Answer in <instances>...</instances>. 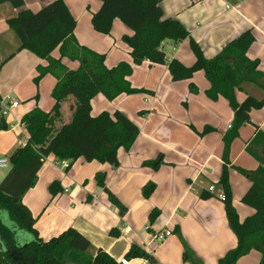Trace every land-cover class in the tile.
I'll list each match as a JSON object with an SVG mask.
<instances>
[{"label": "crops", "instance_id": "1", "mask_svg": "<svg viewBox=\"0 0 264 264\" xmlns=\"http://www.w3.org/2000/svg\"><path fill=\"white\" fill-rule=\"evenodd\" d=\"M53 1L25 0V9L36 13ZM84 1L87 0H66L77 22L75 38L78 44L105 54L109 68L120 62L132 63L129 48L122 40L123 36H131L132 32L121 21L115 20L109 35L97 33L91 24L95 12H87L83 7ZM159 1L164 18L179 21L189 32L191 40L201 46L207 59L215 57L245 31L252 30L255 44L249 49L248 56L259 60L264 71V0L192 2L197 8L192 9L193 18L207 21L200 26L203 31L190 28L186 18L179 20L169 16L165 2ZM97 2L96 12L101 7L100 1ZM16 14L17 10L9 4L0 5V99L12 93L14 96L11 97L19 103L7 116L0 114V120L4 119L8 126L7 130L0 132V159H9L8 156L20 147L21 142L26 141L23 118L35 108L50 112L54 105L46 98V94L42 98L41 91L32 86L38 67L45 66L46 61L29 51L19 52L20 43L16 33L6 25V21ZM216 22V26L211 29L210 25ZM257 41L262 45L258 46ZM188 42L190 39L179 45L169 43L165 50L167 59H176L187 67L192 66L195 58L190 47L186 49ZM52 57L60 58L58 49L52 53ZM62 63L70 70L79 67L78 62L72 66L74 63L67 59ZM45 80L40 81L41 87ZM128 80L132 88L141 91L143 106L131 99L134 94H123L113 102L116 111L123 113L139 129L137 139L129 151L120 149L117 167L98 162L86 163L79 159L67 171L61 162L52 156L48 157L38 173L36 185L23 198V203L37 219L35 227L39 237L49 241L71 228L91 242V256L102 250L118 263L125 259L132 246H137L152 255L151 264H191L183 258L186 245L191 251L192 258L188 261H192V264H217L237 244L227 222L224 202L208 190L211 186L219 190L224 166L223 139L230 130L234 111L223 97L212 100L206 95L209 83L203 72L195 73L191 80L174 82L167 65H151L145 61L133 66L132 76ZM52 87L49 83V95ZM100 96L94 98L91 105L94 102L103 105L100 98L104 97ZM244 96L262 100L264 91L247 83L237 93L238 101L242 102ZM23 101L26 106L22 108ZM68 103L63 124L71 120ZM144 112L147 114L144 115ZM91 114L93 117L97 115L93 105ZM252 120L259 126L250 122L241 128L228 157L229 168L240 167L253 171L258 167L254 158L246 153V147L258 130L264 131V107L251 111ZM158 158H161L162 164L157 169L144 165ZM9 169L2 173L0 171V183ZM98 174L106 175L105 185L125 207L124 215L111 203L105 190L98 186ZM54 182H58L60 187L59 193L53 197L49 187ZM149 184H153L155 189L145 198L143 191ZM250 186L248 179L243 181L241 195L235 199L238 211H244L237 201ZM248 208L250 211L245 213L250 217L254 210ZM153 210H158L160 216L151 224L149 216ZM204 223H207L206 229ZM201 228H204L206 235H203ZM166 229L176 232L178 241L173 238V233L164 242L154 240L156 234ZM210 237L215 239L214 242L220 237L225 238V241L217 246L215 253L207 256L209 251L205 247L208 240L211 241ZM247 258L260 264V254L255 251L238 264ZM144 260L136 258L129 261L130 264H143Z\"/></svg>", "mask_w": 264, "mask_h": 264}, {"label": "trees", "instance_id": "2", "mask_svg": "<svg viewBox=\"0 0 264 264\" xmlns=\"http://www.w3.org/2000/svg\"><path fill=\"white\" fill-rule=\"evenodd\" d=\"M100 9L92 14V28L99 34L109 35L115 20L121 21L132 35L123 36L128 46L132 63L120 62L113 68L106 65V55L78 44L75 38L77 22L66 5V0H55L34 13L25 9V0H0L17 10L16 16L6 21L19 40V52L29 51L45 66L37 69L36 84L48 74L56 76L57 83L51 92L54 105L50 112L40 108L30 111L22 120L26 131V146L19 147L8 159L9 171L0 183V264H119L109 254L98 250L91 256V242L74 229H68L58 237L43 241L36 229L37 219L23 203L25 194L38 180L45 160L54 157L59 162H69V167L79 159L86 163L98 162L111 167L119 166V151H129L139 135L137 126L123 113L102 112L93 117L91 101L101 95L109 101L119 96L140 93L131 87L128 78L133 66L145 61L151 65H167L174 82L191 80L202 71L209 83L206 95L212 100L226 99L234 111L230 130L224 136L223 170L219 185L224 191V210L230 230L237 239L234 249L226 253L217 264H238L251 252L260 254L264 264V132L258 130L246 147L258 163L256 170L238 169L249 181L250 188L243 203L254 210V214L243 222L233 205L228 183L229 152L232 142L239 136L240 129L250 123L252 110L264 107V99L246 96L242 102L237 93L244 84H253L264 91V71L259 60L250 59L248 51L255 42L252 30H247L229 42L219 54L207 59L199 45L191 40L189 32L177 20L164 18L159 0H98ZM190 39L195 63L187 67L176 59L169 61L163 43L179 45ZM59 50L60 58L52 53ZM64 59L78 62L76 70L62 63ZM70 102L72 113L68 124H63V105ZM8 129L4 119L0 120V132ZM207 132V131H205ZM161 158L144 165L157 169ZM106 175L98 174L96 182L108 194L121 215L125 207L105 185ZM60 184L49 187L51 196L59 193ZM154 185L145 187L143 194L148 198ZM10 221L5 224L1 213ZM160 212L153 210L149 216L151 224ZM19 232L29 234L32 239L17 243ZM184 243V241H183ZM185 245V243H184ZM143 258L153 262L151 255L132 246L125 259ZM183 258H192L185 245Z\"/></svg>", "mask_w": 264, "mask_h": 264}, {"label": "rangeland", "instance_id": "3", "mask_svg": "<svg viewBox=\"0 0 264 264\" xmlns=\"http://www.w3.org/2000/svg\"><path fill=\"white\" fill-rule=\"evenodd\" d=\"M98 0H87V1H84L83 2V7L86 9V11L87 12H89V13H93V12H96V11H94L95 10V4L96 3H98L97 2ZM202 0H162V3H164V5H165V7H166V10H167V13L169 14V16H173V17H175V18H178L179 20L181 19V18H186V22H187V25H189L190 26V28H194V29H196V28H198V29H201V31H203V29L200 27L201 25H203V24H205L207 21H205L204 19L203 20H199V19H194L193 17L195 16L193 13V11H192V9H197L196 7H194L193 6V4H192V2H194V4H197V3H200ZM187 4V5H186ZM189 4V5H188ZM218 7V6H217ZM216 8V7H215ZM192 11V12H191ZM215 11V10H214ZM212 18H214V17H212ZM182 20V19H181ZM218 22H216V23H212L211 25H210V28L212 29L214 26H216V24H217ZM194 26V27H193ZM206 28H208V27H206ZM189 31L191 30V29H188ZM97 35V34H96ZM15 39L17 40V38H16V36H15ZM193 40V39H192ZM196 42V41H195ZM197 43V42H196ZM257 43H258V46H261L262 45V43L260 42V41H257ZM198 44V43H197ZM254 44H255V42H254ZM199 45V44H198ZM204 45V44H203ZM189 47H190V42H188L187 43V45H186V49L188 48L189 49ZM200 47V49H201V51H202V53H203V55H204V52H203V49L201 48V46H199ZM190 50H191V47H190ZM111 51V50H110ZM191 52H192V54H193V56H194V53H193V51L191 50ZM56 53V55H57V52H55ZM112 53H114V52H112ZM194 58H195V56H194ZM72 63H74V62H72ZM72 66H75V63L74 64H72ZM115 67V66H114ZM73 68V67H72ZM109 68V67H108ZM113 68V67H112ZM199 72H202V71H199ZM133 73V72H132ZM198 73V72H197ZM37 76V75H36ZM36 76H35V78H36ZM132 76V74L130 75V77ZM129 77V78H130ZM35 78H33L32 79V86H34L35 88H38L40 91H41V93H42V98H43V96L46 94V98H48L49 99V101H52L53 102V100H52V97H51V92H52V90H53V88L55 87V85H56V82H57V79H56V76H54V75H51V74H49L48 76H46V77H43V79L44 78H46V80H45V82L42 84V87H41V84H36V82H35ZM42 79V80H43ZM41 80V81H42ZM129 81V80H128ZM26 82H28V81H26ZM41 83V82H40ZM49 83H50V88L52 87V89H51V91H50V95H49ZM129 83H130V81H129ZM52 84V85H51ZM54 84V85H53ZM131 84V83H130ZM23 85H24V81L22 82V84H21V87H23ZM39 85V86H38ZM38 86V87H37ZM37 89V90H38ZM140 94L142 95V93H137V94H134L133 96V98H131L132 100H134V101H136L137 102V104H139L140 106H143V104L141 103V101H140ZM146 94V93H145ZM148 95V94H147ZM11 96L13 97L14 96V94H12L11 93ZM18 96V95H17ZM100 97H102V96H100ZM19 98V97H18ZM96 98V97H95ZM244 98H245V96L243 97V100H244ZM20 99V98H19ZM100 99H102V101H103V103L104 104H106V106H104V104L103 105H101V104H98V102H96V104H95V102H94V104H92L93 105V111L94 112H97V115L96 116H98L99 114H101L102 112H108V113H110V114H112L113 112H115L116 110H117V108H116V104L113 102V101H109V100H107V99H105V98H100ZM259 99V98H258ZM260 100V99H259ZM94 101H96V100H94ZM92 102V101H91ZM67 104L69 105V103L68 102H66V104H64L63 105V114L65 115V112L67 113V111H66V106H67ZM92 105H91V107H92ZM24 106H26V103H24V101H23V104H22V108L24 107ZM105 108V109H104ZM261 110V109H260ZM145 114H147L146 112H144V115ZM66 116H67V114H66ZM250 120H251V113H250ZM250 122H252V123H254L253 122V120L252 121H250ZM256 126L258 125L259 126V124L258 123H254ZM231 126H232V124H231ZM231 128V127H230ZM241 130V129H240ZM264 132V131H263ZM234 142V141H233ZM233 142H232V144H231V147H230V152H229V156H230V153H231V148H232V146H233ZM13 154V153H12ZM11 154V155H12ZM11 155H9L8 156V158H10V156ZM246 157V156H245ZM247 157H248V155H247ZM230 162V161H229ZM238 169H244V168H240V167H235V168H228V183H229V186H230V189H231V193H232V201H233V205H234V207H235V209H236V211H237V213H238V215H239V219H240V221H244L248 216H249V214H247V213H245L246 211H250V209L248 208V207H246L245 205H244V203H243V197H244V195L246 194V192L248 191V189H247V191H245V194L244 195H242L241 197H240V199L237 201V204L239 205V207H241L242 209H244V211H240V209H239V211H238V209L236 208V206H235V199L237 200V198L241 195V191L243 190V181H247V179L245 178V176L238 170ZM244 170H247V169H244ZM1 171V173L2 172H4V171H6V169H2V170H0ZM251 171V170H250ZM0 173V174H1ZM218 186H219V190L217 191L218 193H220V192H222V193H224V191L221 189V187H220V185L218 184ZM152 194V193H151ZM150 194V195H151ZM216 198H217V196H216ZM218 199V198H217ZM219 201H221V202H224L223 200H220V199H218ZM223 206H224V204H223ZM1 219H2V221L7 225V224H9L10 223V221H9V219H8V216H7V214L6 213H4V212H2L1 213ZM207 223H204V226L206 225ZM209 227V226H208ZM226 227H227V224H226ZM205 229H206V226H205ZM228 229V228H227ZM172 233H173V238L174 239H176L177 241H178V235H177V233L175 232H173L171 229H169ZM201 232L203 233V235H206V233H205V230H204V228H201ZM213 234V233H212ZM212 236V235H211ZM207 238L209 239V237L207 236ZM211 238V241H209L208 239V245H207V247H205V249H206V251H209V253H206V255L208 256V255H212L213 254V252L215 253V251H216V248H217V246L220 244V243H223L224 241H225V238H223V237H220L216 242H214V240L215 239H212V237H210ZM32 239V237L29 235V234H27V233H25V232H19V234H18V236H17V243H20V244H23V242H25L26 240L27 241H29V240H31ZM0 241H1V239H0ZM237 245V244H236ZM236 247V246H235ZM234 247V248H235ZM226 255V254H225ZM225 255H223V257L225 256ZM244 258V257H243ZM243 258H241V260H239L240 262L242 261V259ZM238 261V263H240ZM254 261V262H253ZM188 263H191L192 264V261L191 262H189V261H187ZM251 262V263H250ZM204 263V262H203ZM257 264V261L256 260H252L251 258H247L246 260H243V262H242V264Z\"/></svg>", "mask_w": 264, "mask_h": 264}, {"label": "built area", "instance_id": "4", "mask_svg": "<svg viewBox=\"0 0 264 264\" xmlns=\"http://www.w3.org/2000/svg\"><path fill=\"white\" fill-rule=\"evenodd\" d=\"M168 47H169V43L166 42V43L162 44V50L163 51L168 49ZM18 105H19V103L17 101H15L11 96L7 95V96L3 97L2 99H0V114L5 117L11 112L12 109L17 108ZM20 146L25 147L26 141H22ZM61 165L63 166L64 169H67L69 167V162H67V161L61 162ZM9 166L10 165H9L8 159H6V158L0 159V170L8 169ZM208 190L211 193H215L218 199L223 200V201L225 200V194L222 192L218 193L214 186L209 187ZM93 197H94V199H97L96 196H93ZM170 236H172V232L170 230L166 229L163 232L156 234L154 236V240L157 242H164ZM119 264H130V261L127 259H124ZM143 264H151V263L149 260L145 259Z\"/></svg>", "mask_w": 264, "mask_h": 264}]
</instances>
